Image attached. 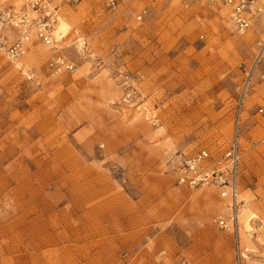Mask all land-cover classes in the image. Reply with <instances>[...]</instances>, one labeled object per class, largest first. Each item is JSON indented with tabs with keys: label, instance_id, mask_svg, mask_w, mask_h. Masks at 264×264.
Masks as SVG:
<instances>
[{
	"label": "rangeland",
	"instance_id": "rangeland-1",
	"mask_svg": "<svg viewBox=\"0 0 264 264\" xmlns=\"http://www.w3.org/2000/svg\"><path fill=\"white\" fill-rule=\"evenodd\" d=\"M103 3L46 0L65 37L13 63L0 53V264H237L231 232L213 223L226 211L215 188L178 186L169 166L229 147L264 16L240 35L220 4ZM54 55L74 72L51 78ZM258 106L255 81L240 129L241 264H264V149L250 150L264 137Z\"/></svg>",
	"mask_w": 264,
	"mask_h": 264
},
{
	"label": "built area",
	"instance_id": "built-area-1",
	"mask_svg": "<svg viewBox=\"0 0 264 264\" xmlns=\"http://www.w3.org/2000/svg\"><path fill=\"white\" fill-rule=\"evenodd\" d=\"M207 5L220 4L230 9V21L238 34L251 29L259 18L264 16V0H184ZM77 0H73L76 3ZM121 0H104V9L115 11ZM143 8L136 16L142 22L147 15ZM54 23L56 15L49 11L46 0H25L18 8L11 0H0V53L10 62L23 58L30 46L42 44L53 47ZM46 70L51 78H57L65 72H74V65L61 55H54L46 63ZM255 81L264 83V40H260L250 66L236 87L233 118V136L229 147L220 155L214 156L207 149L180 153L170 162V171L178 186L188 189L214 187L221 200H226L223 213H218L213 220L221 231H229L237 249L239 258L238 213L241 202L238 201L242 145L240 129L245 113V102ZM264 115V108L258 106L253 117ZM264 149V137L257 142L250 141V150Z\"/></svg>",
	"mask_w": 264,
	"mask_h": 264
},
{
	"label": "bare ground",
	"instance_id": "bare-ground-1",
	"mask_svg": "<svg viewBox=\"0 0 264 264\" xmlns=\"http://www.w3.org/2000/svg\"><path fill=\"white\" fill-rule=\"evenodd\" d=\"M66 32H67V26L66 24H64L61 20H58V23L56 24L55 28H54V31L52 33V36H53V40L55 42H58V41H61L65 35H66ZM55 47V46H54ZM20 60V59H19ZM18 61V60H17ZM209 191H207L206 193H204V198H202L204 201L208 202L209 201ZM198 198H195V201H197ZM227 201L226 200H221L219 203V205H221V208H225V203ZM211 202L209 201V204ZM240 212V211H239ZM244 218V214H241L240 216V219L242 220ZM238 234H239V213H238Z\"/></svg>",
	"mask_w": 264,
	"mask_h": 264
}]
</instances>
